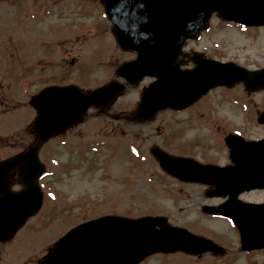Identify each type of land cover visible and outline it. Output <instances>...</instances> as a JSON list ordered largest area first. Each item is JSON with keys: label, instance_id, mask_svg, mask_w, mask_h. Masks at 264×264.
Masks as SVG:
<instances>
[{"label": "rangeland", "instance_id": "374dc122", "mask_svg": "<svg viewBox=\"0 0 264 264\" xmlns=\"http://www.w3.org/2000/svg\"><path fill=\"white\" fill-rule=\"evenodd\" d=\"M54 2L55 0H0V159L21 151L32 143L31 126L35 111L32 110L29 99L41 85L54 81L50 80V75L59 77L64 69H68L69 81L76 82L83 89H91L112 78L113 68L122 60L133 58L132 53L120 50L114 39L110 37L109 41L104 19L97 22L102 32L101 39L91 43L88 37L92 32H87L85 25L94 17L89 15L85 18L82 5L72 8L64 3L55 5ZM89 3L92 5L93 1ZM84 4V7H89ZM33 12L41 16L32 21ZM68 22H74L70 28L66 27ZM32 25L40 32L33 34ZM69 29L71 30L68 32ZM62 35L67 37L66 45L65 40L59 42ZM44 40L47 42L41 44ZM108 42H112L109 53L102 52L99 47ZM189 46L188 49H205L206 53L217 55L216 58L220 60L254 63L256 66L264 64L263 29L259 32L258 40L252 41L239 27L221 24L219 19L214 18L209 32L201 41ZM100 54L106 57L99 58ZM39 58L44 59V63L36 62ZM95 60L99 63L94 68ZM62 64L65 65L63 70ZM32 74L36 81L33 85ZM145 83L126 87L122 97L106 114L98 115L94 109H90L78 128L68 131V135L65 132L42 146L39 156L45 162V169L39 184L45 203L12 239L0 243V264H37L59 233L62 234L77 222L107 213L127 217L164 214L170 218V223L188 228L191 226L195 228L194 232L211 238L227 251L224 255L206 253L188 258L191 262L179 252L166 255L177 257L166 260L161 254H156L139 264H264V249L241 252L236 231L232 230L229 223L204 218L200 209L196 208V200L200 204L212 201L206 198L202 187L182 184L187 198L184 202L178 201L176 183L158 174L150 153L146 169L138 166L140 171L125 167L123 160L114 162V157L112 162L111 157H107L111 156V151L105 141L113 135L112 130L119 127L126 131L124 140L139 148L138 154L144 153L142 148H147L149 152L151 147L159 146L175 155L185 152L212 155L210 150H206V144L197 142L200 139L203 142L211 141V129H206L207 132L199 122H192L194 115L191 112L193 108L199 109L200 104L178 115L168 110L159 111L142 123H128L127 117L121 116L124 123L113 124L117 118L121 120L118 115L128 116L137 105ZM231 94L230 90H215L203 99V103L218 104L217 107L224 104L221 109H231L230 104L238 102L231 99ZM258 98L262 99V95ZM229 114L235 115L236 112ZM252 132L257 134L261 129ZM116 141L119 143L123 139L117 138ZM91 144L93 148L90 147ZM48 148L52 150L51 155L45 152ZM139 158L143 163L147 162L144 157ZM63 163L78 166L63 171L57 167ZM134 166H137L136 162ZM16 188L17 185L14 186ZM262 195L251 193L247 196L251 198ZM64 202L73 210L68 212L70 207H63Z\"/></svg>", "mask_w": 264, "mask_h": 264}, {"label": "water", "instance_id": "95a60500", "mask_svg": "<svg viewBox=\"0 0 264 264\" xmlns=\"http://www.w3.org/2000/svg\"><path fill=\"white\" fill-rule=\"evenodd\" d=\"M105 1L109 17L115 21L119 42L138 52L136 61L127 66L136 65L133 74L137 75L138 69L158 77L157 83L143 95L146 109L170 102L175 92L183 94L192 91L194 84H200V78L210 81L240 78L233 67L217 66L210 69L207 75L200 72V76L193 77L191 71L181 72L171 64L184 39L195 37L205 27L212 11H218L227 19L264 24V0ZM247 81L261 84L264 75L247 78ZM105 90L85 96L75 88L62 90L49 87L39 93L34 99L38 110L34 127L40 139L56 134L79 120L80 113L93 102L101 106L106 104L107 101L102 102L105 98L100 96ZM258 159L262 158L254 157V160ZM170 160L172 162L165 163L167 170L175 174L169 168L175 161ZM13 170L18 172L25 184V189L17 193L8 190L7 180ZM40 172L35 148L32 147L0 163V239L10 238L24 219L38 208L39 193L34 182ZM256 178L257 175L251 178L252 182ZM238 184L241 185L240 189L248 188L247 181ZM218 211L234 219L243 248L264 246L263 206L242 204L236 212L222 206ZM200 245L203 243L190 240L179 230H154L151 219L132 221L103 217L70 230L40 264H133L152 250L177 247L192 250Z\"/></svg>", "mask_w": 264, "mask_h": 264}, {"label": "flooded vegetation", "instance_id": "af4514ba", "mask_svg": "<svg viewBox=\"0 0 264 264\" xmlns=\"http://www.w3.org/2000/svg\"><path fill=\"white\" fill-rule=\"evenodd\" d=\"M255 106V105H254ZM247 115L244 116L243 121L246 123H252L256 120L257 114H252V111H248V113H246ZM259 114V113H258Z\"/></svg>", "mask_w": 264, "mask_h": 264}]
</instances>
